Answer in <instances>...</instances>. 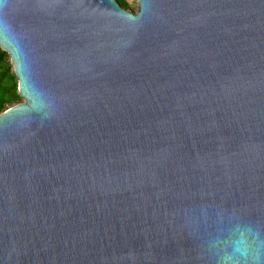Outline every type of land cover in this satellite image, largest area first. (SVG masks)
I'll use <instances>...</instances> for the list:
<instances>
[{
    "label": "water",
    "instance_id": "water-1",
    "mask_svg": "<svg viewBox=\"0 0 264 264\" xmlns=\"http://www.w3.org/2000/svg\"><path fill=\"white\" fill-rule=\"evenodd\" d=\"M0 0V264H264V0Z\"/></svg>",
    "mask_w": 264,
    "mask_h": 264
},
{
    "label": "trees",
    "instance_id": "trees-1",
    "mask_svg": "<svg viewBox=\"0 0 264 264\" xmlns=\"http://www.w3.org/2000/svg\"><path fill=\"white\" fill-rule=\"evenodd\" d=\"M118 2L124 7H129L126 0H118ZM21 98L9 53L0 46V112L9 104L20 101Z\"/></svg>",
    "mask_w": 264,
    "mask_h": 264
},
{
    "label": "rangeland",
    "instance_id": "rangeland-1",
    "mask_svg": "<svg viewBox=\"0 0 264 264\" xmlns=\"http://www.w3.org/2000/svg\"><path fill=\"white\" fill-rule=\"evenodd\" d=\"M126 1L128 2V5H129L128 8H131L133 10L137 9V7H138L137 1L138 0H126ZM23 101H25V99L22 97L19 102H23Z\"/></svg>",
    "mask_w": 264,
    "mask_h": 264
}]
</instances>
